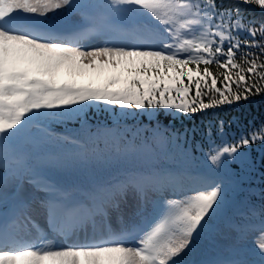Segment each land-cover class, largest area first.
<instances>
[{"label": "snow or ice", "instance_id": "obj_1", "mask_svg": "<svg viewBox=\"0 0 264 264\" xmlns=\"http://www.w3.org/2000/svg\"><path fill=\"white\" fill-rule=\"evenodd\" d=\"M241 5L264 12V0H0V199H6L9 188L18 197L20 182L29 176L45 194L40 203L49 223L65 236L106 215L108 207L118 210L129 198L141 205L133 242L124 231L84 242L45 244L6 223L0 226V264H187L185 258L226 203L229 164L247 159L248 152L241 149L264 146V123L229 142L223 139L221 121V145L213 142L206 153L204 187L184 198L153 201L151 211L144 206L148 194L174 188L179 179L152 163L165 148L167 133L157 129L151 139L136 143L98 130L83 140L73 138L74 148L66 156L34 155L29 144L41 132L47 135L40 128L43 121L79 117L100 104L116 116L170 110L194 116L264 95V21H246ZM61 9L80 13L83 23L71 32L43 26L62 14ZM120 16L144 18L133 29L136 39L115 37ZM91 36L104 42L84 47L82 41ZM211 66L224 71L214 73ZM101 138L112 141L114 159L147 166L127 169L117 183L87 191L33 173L37 164L87 166L105 156L109 145L101 147ZM21 209V203L13 204V223ZM257 216L258 223L248 219L238 228L249 242L246 247L207 264H264V209L250 210V217ZM61 218L63 226L57 228Z\"/></svg>", "mask_w": 264, "mask_h": 264}, {"label": "trees", "instance_id": "obj_2", "mask_svg": "<svg viewBox=\"0 0 264 264\" xmlns=\"http://www.w3.org/2000/svg\"><path fill=\"white\" fill-rule=\"evenodd\" d=\"M84 3H107V0H82ZM225 4L229 0H224ZM245 18L254 22L264 21V12L257 6L241 5ZM80 15L82 21L83 16ZM117 17L116 20L126 23L125 32L117 30L116 38L129 37L136 25L144 21L143 17L134 16ZM135 19V21H133ZM246 35V33H244ZM94 38H99L95 36ZM259 39V37H257ZM203 67V66H201ZM214 73L224 71L211 66ZM235 71V70H233ZM207 102V97H204ZM106 106L102 104L89 109L81 116L59 121H43L53 135H41L34 137L29 148L34 155L45 156L51 150L50 146L31 148L40 139L51 143L56 147H68L70 152L74 148L71 140L78 138L83 140L87 134L96 133L98 130H111L118 134L119 138H127L128 142L143 143L145 139H151L154 132L159 129L161 133H167L165 148L156 153L155 166L178 174L176 188L186 191H196L204 187L198 177H190L188 172L208 173L206 153L214 142L217 147L221 145L220 122L223 121V139L229 142L239 139L241 133L250 131L254 126L264 123V95L251 96L248 100L241 99L232 105H220L212 109L203 110L194 116L177 114L174 110L158 111L153 116L147 114H133L130 116H111ZM117 112L120 110L116 109ZM34 131H36L34 129ZM65 136H68L65 139ZM172 139L175 141L173 142ZM119 142V140L117 141ZM101 147L105 143L109 145L105 149V156L94 160L84 167L57 168L37 164L33 171L36 174L43 172L48 167V174L52 176L61 186L70 189L77 187L92 188L97 184L111 185L119 181L123 173L130 168H142L147 166L143 161L124 162L112 157V141L101 138ZM247 151L245 161L233 160L227 169L229 179L226 181L228 187L227 200L220 212L211 222L216 225V230L208 229L199 243L201 246L197 251L198 257H205L212 253L221 239L229 236L241 237L237 229L246 220L252 219L258 223L257 217H250V210L259 212L264 209V146L259 143L252 145ZM244 215H243V214Z\"/></svg>", "mask_w": 264, "mask_h": 264}, {"label": "rangeland", "instance_id": "obj_3", "mask_svg": "<svg viewBox=\"0 0 264 264\" xmlns=\"http://www.w3.org/2000/svg\"><path fill=\"white\" fill-rule=\"evenodd\" d=\"M61 10H58V12H60ZM63 13L64 12H62V14ZM36 19L42 20L44 18L37 16ZM73 19H77V16L74 15ZM47 26H52L51 22L47 24ZM108 113L114 117L111 110H108ZM82 117L84 118L83 114ZM38 146H50L52 148L50 151L55 155L66 156L71 154L68 147L59 148L53 146L51 143L46 142L43 139H40L36 144H32L31 148H35ZM32 193V189L26 182L20 183L19 195L17 198L24 199V206L22 207L23 213H20V218L16 219V221L17 223L23 224L25 229L23 230V232H14L19 233L20 235L25 236L28 239L42 241L45 244L51 242L55 245H62L65 243L84 242L86 240L92 239L93 237L104 235L108 232L121 233L124 231H128L133 234L134 237L128 240L129 242H133L135 238V232L133 231V229L141 224L140 202L135 199L129 198L126 202L121 203L118 210L110 207L107 210L108 212L107 215L104 216V219H102L100 216H97L94 220L89 221L86 225H84L82 229H78L74 235L69 234L68 236H65L61 235L58 231H55L56 233H53L50 232L54 229L53 225L49 223L46 211L41 206V203L39 204L37 202V199L33 198ZM9 194H13L12 188H9L6 198H9ZM189 194L191 193H184L181 198H184ZM3 200L5 199H0V202ZM144 206L149 211H151L153 206L152 201L147 200V203ZM25 218H27V221L25 220ZM12 223L13 221L9 224L12 225ZM57 226L58 228L63 226L62 218L57 221ZM17 228L18 226H14L13 230H16ZM42 232L45 234L43 239L40 238ZM246 243L248 245L249 242L246 241ZM189 255L185 259H187Z\"/></svg>", "mask_w": 264, "mask_h": 264}, {"label": "water", "instance_id": "obj_4", "mask_svg": "<svg viewBox=\"0 0 264 264\" xmlns=\"http://www.w3.org/2000/svg\"><path fill=\"white\" fill-rule=\"evenodd\" d=\"M10 208V201H6L0 205V224L7 219Z\"/></svg>", "mask_w": 264, "mask_h": 264}]
</instances>
